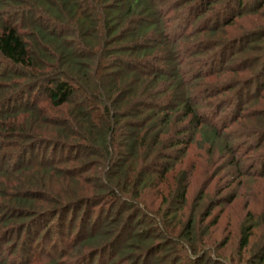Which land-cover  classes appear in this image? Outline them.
Here are the masks:
<instances>
[{"label": "trees", "instance_id": "trees-1", "mask_svg": "<svg viewBox=\"0 0 264 264\" xmlns=\"http://www.w3.org/2000/svg\"><path fill=\"white\" fill-rule=\"evenodd\" d=\"M257 1V8L264 5ZM244 7L243 0H0V176L11 185H0V248L13 252L23 241L33 245L39 234L45 238L55 227L71 229L78 220L74 247L92 246L98 258L119 246V261L125 264L148 259L202 264L205 257L197 255L187 232L190 222L179 238L193 257L173 261L170 246L152 247L142 230L122 237L130 227L123 212L136 208L126 205L144 189L164 181L196 133L210 145L220 139L200 109L207 100L236 91L239 79L219 78L242 51L228 55L233 46L224 35L248 12ZM191 39L193 44L186 43ZM254 40L246 42L250 51L264 34ZM262 55L264 62V50ZM262 61L236 72L259 64L251 77L260 78ZM67 162L97 165L73 173L59 167ZM99 166L105 171L98 184L82 178ZM32 168L34 173L23 175ZM31 176L55 177L61 184L56 190L39 188ZM185 178L184 173L176 177L162 219L171 207L176 212L183 205ZM65 182L80 184L84 193L77 196L71 189L67 202L55 196L52 201V193L68 195ZM250 230L251 225H242L239 251L247 246ZM0 264L8 263L3 258ZM257 264H264V255Z\"/></svg>", "mask_w": 264, "mask_h": 264}, {"label": "rangeland", "instance_id": "rangeland-1", "mask_svg": "<svg viewBox=\"0 0 264 264\" xmlns=\"http://www.w3.org/2000/svg\"><path fill=\"white\" fill-rule=\"evenodd\" d=\"M257 3H259L257 0H243L244 10L248 8V12L236 17L225 29L224 37L231 41L233 46L228 55L242 51L232 58L234 60L229 64L230 72L221 75L219 80L227 78L231 82L233 79H239V82H235L236 91L227 96H215L207 100L208 104H204L206 106L200 109L209 125L220 133V139L210 145L203 142L196 133L183 157L165 176L162 183L154 188L144 189L137 200L126 202V206L136 205V208L130 212H123L130 227L124 230L122 237L130 235L132 229L142 230L150 237L152 247L170 246L171 253L175 254L173 261H186L193 257L187 247L188 244L179 238V235L186 232L185 226L189 222L191 225L187 232L196 246L197 255L205 257L202 264H257L264 255V76L256 78L254 74L251 77L259 64L254 69L242 70L239 74L236 72L254 60L262 61L263 58L264 40L259 42V46H252V51L249 50L250 44L246 43L253 39L256 42L258 37L264 34V5L257 8ZM186 43L193 44L194 39ZM186 54L184 51L181 59L186 57ZM253 55L258 56L251 59ZM186 67L181 66L184 77ZM211 81L213 84L217 82L213 78ZM237 91H240V96L235 100ZM15 152L11 151L14 160L18 156ZM29 157L27 156L28 159ZM78 164L67 162L60 164L59 167L79 173L80 170L93 169V166L97 165L92 162L84 166ZM97 169L92 171L100 172L99 174L88 171L83 173L82 178L89 184H98L103 175L101 173L105 170L102 166ZM34 172L35 168H32L23 175ZM179 173H184L186 177L184 203L176 212L173 205L174 207L169 210L170 214L162 219L163 213L169 208L175 179ZM29 178L31 184L40 185L39 188L48 186L56 190L61 184L55 177ZM21 181L26 183V180ZM1 184L11 186L8 185V178L5 176H0ZM64 187L68 195L52 193L53 196H50L52 201H55V196L62 203L67 202L73 195L71 189L78 191L77 196L84 193L80 191V184L65 182ZM86 193L90 194L91 191L88 190ZM96 209L94 207L93 211ZM136 213H139V220L135 216ZM79 215L80 213L76 217ZM127 215H131V220L129 217L127 219ZM68 217L69 214L65 218V223ZM138 224L140 226H137ZM242 225H251V230L247 246L239 251L238 239ZM78 226L79 222L76 220L71 229L60 230L55 227L47 237L40 238L39 234L33 245L23 241L13 252L11 247L9 250V247L1 246L0 259L4 258L8 264H97L99 260L106 264L113 256V264H125L124 260L119 261L118 253L121 252L119 246L108 247L99 258L94 256L96 250H91L92 246L74 247ZM87 230H90V225ZM160 241L162 244H159ZM168 249L169 247L165 249L168 253L164 256L167 258L166 263L171 259ZM135 255L130 254L129 257ZM150 263L153 264L154 261L148 259L146 264Z\"/></svg>", "mask_w": 264, "mask_h": 264}]
</instances>
